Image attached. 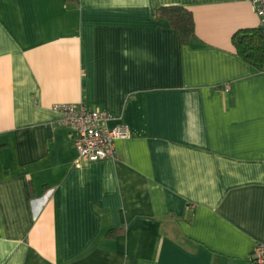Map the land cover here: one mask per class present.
<instances>
[{
	"label": "crops",
	"instance_id": "0c3cea01",
	"mask_svg": "<svg viewBox=\"0 0 264 264\" xmlns=\"http://www.w3.org/2000/svg\"><path fill=\"white\" fill-rule=\"evenodd\" d=\"M258 26L252 0H0V264H254L264 69L232 37ZM61 103L125 125L116 157L79 161Z\"/></svg>",
	"mask_w": 264,
	"mask_h": 264
},
{
	"label": "built area",
	"instance_id": "2783aa9c",
	"mask_svg": "<svg viewBox=\"0 0 264 264\" xmlns=\"http://www.w3.org/2000/svg\"><path fill=\"white\" fill-rule=\"evenodd\" d=\"M252 3L259 16L260 26L264 28V0H252ZM53 108L61 112V123L72 133L79 161L115 158V140L129 136V130L125 125L109 127L108 114L90 108L84 103H61L55 104ZM252 258L254 264H264L263 242L256 244Z\"/></svg>",
	"mask_w": 264,
	"mask_h": 264
},
{
	"label": "trees",
	"instance_id": "16d2710c",
	"mask_svg": "<svg viewBox=\"0 0 264 264\" xmlns=\"http://www.w3.org/2000/svg\"><path fill=\"white\" fill-rule=\"evenodd\" d=\"M157 19L167 20L177 31L183 43L195 36V22L192 11L184 6H162ZM237 53L257 69H264V28L240 29L232 37Z\"/></svg>",
	"mask_w": 264,
	"mask_h": 264
}]
</instances>
